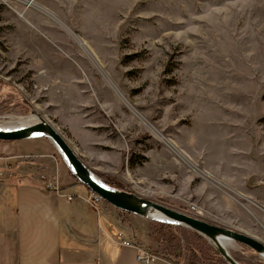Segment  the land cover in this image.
I'll use <instances>...</instances> for the list:
<instances>
[{"label":"rangeland","instance_id":"1","mask_svg":"<svg viewBox=\"0 0 264 264\" xmlns=\"http://www.w3.org/2000/svg\"><path fill=\"white\" fill-rule=\"evenodd\" d=\"M0 92V118L39 112L111 184L264 243V0H0ZM25 142L39 172H68ZM133 219L160 258L227 264L188 227Z\"/></svg>","mask_w":264,"mask_h":264},{"label":"crops","instance_id":"2","mask_svg":"<svg viewBox=\"0 0 264 264\" xmlns=\"http://www.w3.org/2000/svg\"><path fill=\"white\" fill-rule=\"evenodd\" d=\"M37 150L28 142L0 141V170L9 165L12 173L0 178V264H142L133 248L117 244L112 236L131 226L135 238L151 246L150 228L138 224L137 215L106 202L67 201L66 194L84 197L90 192L67 171L59 181L61 193H49L38 177L48 161L22 156ZM157 264L175 263L160 258Z\"/></svg>","mask_w":264,"mask_h":264},{"label":"water","instance_id":"3","mask_svg":"<svg viewBox=\"0 0 264 264\" xmlns=\"http://www.w3.org/2000/svg\"><path fill=\"white\" fill-rule=\"evenodd\" d=\"M30 114L36 116L35 121L13 129L0 128V141L42 142L48 140L57 149L62 161L77 180L88 187L89 190L98 194L106 203L128 214L142 216L173 225L185 226L194 230L213 245L216 252L220 254L227 264L242 263L236 260L228 250L220 244L219 239L221 237L241 243L264 258V243L250 235L210 223L158 201L145 198L135 192L126 191L111 184L84 163L70 143L46 120V118L34 110H31ZM38 137H41V139L37 140ZM158 215L162 216L163 219H156Z\"/></svg>","mask_w":264,"mask_h":264},{"label":"built area","instance_id":"4","mask_svg":"<svg viewBox=\"0 0 264 264\" xmlns=\"http://www.w3.org/2000/svg\"><path fill=\"white\" fill-rule=\"evenodd\" d=\"M9 166L4 171H0V178L4 176H11L12 173ZM39 179L43 181L44 189L47 190L51 194L59 195L61 193V188L59 185L58 177L53 176L49 172H42L38 175ZM65 198L67 201H71L74 199H79L84 201L90 205H102L105 202L98 194L94 193L90 190V192L82 197V196H74L71 194H66ZM136 231L131 226H124L115 234H113L114 241L121 245L131 247L136 252V259L138 262L142 264H157L160 257L152 250L150 247L141 244L136 238Z\"/></svg>","mask_w":264,"mask_h":264},{"label":"bare ground","instance_id":"5","mask_svg":"<svg viewBox=\"0 0 264 264\" xmlns=\"http://www.w3.org/2000/svg\"><path fill=\"white\" fill-rule=\"evenodd\" d=\"M35 120H36V116L34 114L28 116L15 117V118H8V119L0 118V128L13 129L31 123ZM156 219L161 220L163 219V217L158 215L156 216ZM219 241L220 244L224 246L226 249L228 248V246H230L231 242H233L232 240L224 237H221Z\"/></svg>","mask_w":264,"mask_h":264},{"label":"trees","instance_id":"6","mask_svg":"<svg viewBox=\"0 0 264 264\" xmlns=\"http://www.w3.org/2000/svg\"><path fill=\"white\" fill-rule=\"evenodd\" d=\"M3 88V87H2ZM1 88V89H2ZM3 92H5V91H3ZM20 98V97H19ZM4 99V93L2 94L1 92H0V102L2 101ZM15 102V99H12V100H10L9 101V106H12L13 105V103ZM25 103L26 104V102L25 101H22V103ZM27 106H29V105H27ZM60 160H61V162H62V165H63V161H62V159L60 158ZM64 167H65V165H63ZM69 173H70V175L76 180V181H78L77 180V178L70 172V171H68ZM79 182V181H78ZM165 225H167L168 227H172V225L171 224H169V223H165Z\"/></svg>","mask_w":264,"mask_h":264}]
</instances>
